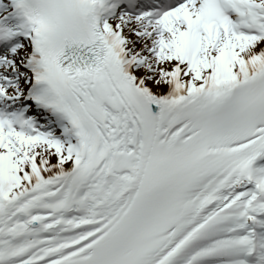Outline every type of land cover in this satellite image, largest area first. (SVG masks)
I'll return each mask as SVG.
<instances>
[{
  "label": "snow or ice",
  "instance_id": "obj_1",
  "mask_svg": "<svg viewBox=\"0 0 264 264\" xmlns=\"http://www.w3.org/2000/svg\"><path fill=\"white\" fill-rule=\"evenodd\" d=\"M0 264H264V0H0Z\"/></svg>",
  "mask_w": 264,
  "mask_h": 264
}]
</instances>
